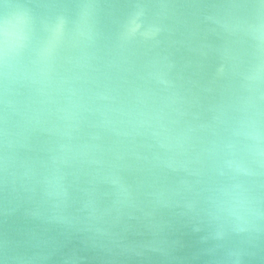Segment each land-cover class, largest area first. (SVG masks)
I'll list each match as a JSON object with an SVG mask.
<instances>
[{"label": "water", "instance_id": "obj_1", "mask_svg": "<svg viewBox=\"0 0 264 264\" xmlns=\"http://www.w3.org/2000/svg\"><path fill=\"white\" fill-rule=\"evenodd\" d=\"M0 264H264V0H0Z\"/></svg>", "mask_w": 264, "mask_h": 264}]
</instances>
